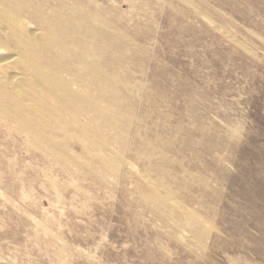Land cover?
<instances>
[{
	"label": "rangeland",
	"instance_id": "obj_1",
	"mask_svg": "<svg viewBox=\"0 0 264 264\" xmlns=\"http://www.w3.org/2000/svg\"><path fill=\"white\" fill-rule=\"evenodd\" d=\"M74 1L137 87L133 133L158 144L148 164L129 136L124 158L176 203L145 205L127 164L87 171L79 142L54 137L51 155L0 121V264H264V0Z\"/></svg>",
	"mask_w": 264,
	"mask_h": 264
},
{
	"label": "bare ground",
	"instance_id": "obj_2",
	"mask_svg": "<svg viewBox=\"0 0 264 264\" xmlns=\"http://www.w3.org/2000/svg\"><path fill=\"white\" fill-rule=\"evenodd\" d=\"M67 2L0 0V121L13 124L15 131L25 133L31 142L45 144L51 155L62 149L60 142L54 143V137L79 142L87 155V171L98 165L101 173L115 172L114 165L127 164L138 177L134 192L140 201L156 210L171 208L168 204L174 206L176 202L170 194L165 192L162 197L160 184L150 180L144 171L134 169L123 156L129 136L137 149L139 145L147 147L149 153L139 156L148 164L158 145L133 133V95L137 87H131L123 75L122 58L116 55L113 44H104L105 32L96 27L101 24L100 18L90 20L77 1ZM82 118H87V131L79 129L80 133L75 134L70 127L82 128L77 125ZM102 128L115 132L113 140L120 146L119 151L109 149L103 141ZM159 159L156 163L166 166L163 153ZM165 172L160 170V178ZM188 219L192 223L193 216ZM188 221L183 223L186 227Z\"/></svg>",
	"mask_w": 264,
	"mask_h": 264
}]
</instances>
